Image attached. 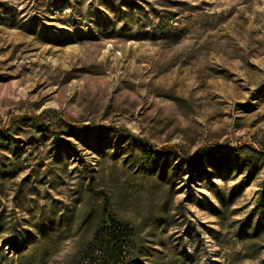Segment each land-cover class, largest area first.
Returning <instances> with one entry per match:
<instances>
[{
  "label": "rangeland",
  "instance_id": "1",
  "mask_svg": "<svg viewBox=\"0 0 264 264\" xmlns=\"http://www.w3.org/2000/svg\"><path fill=\"white\" fill-rule=\"evenodd\" d=\"M80 126L128 131L157 164L108 136L100 153ZM4 128L0 264H71L105 197L141 264L264 263V164L236 156L264 152V0H0ZM206 146L224 158L184 161ZM40 220L53 230L34 248Z\"/></svg>",
  "mask_w": 264,
  "mask_h": 264
},
{
  "label": "trees",
  "instance_id": "2",
  "mask_svg": "<svg viewBox=\"0 0 264 264\" xmlns=\"http://www.w3.org/2000/svg\"><path fill=\"white\" fill-rule=\"evenodd\" d=\"M37 118V117H35ZM79 131V132H78ZM78 136L91 148L99 149L100 153H104V145L102 143L103 137L108 136V143L110 148L111 143L113 146L121 144V148L126 149L128 156L133 159L139 158L141 162L149 164H157L155 151L148 145L142 143L138 137L128 131H114L109 129H100L96 127L80 126ZM12 139L11 132L4 128L0 130V144H9ZM55 142L63 143L74 151H77L75 143L68 139L58 136L57 133L53 134ZM94 146V147H93ZM138 150V152L136 151ZM111 150V149H109ZM249 150H252L249 152ZM115 153V149L112 151ZM166 151L162 149L159 154H165ZM236 156L243 155V164L248 168L249 172L252 171L259 160L264 164V152L254 150L252 148L244 149ZM184 161L190 166L196 168L197 165L203 162L217 160L220 161L224 158L221 149L212 146L198 147L192 154L183 155ZM151 167L150 165H148ZM197 170H190L189 178L193 180L198 177ZM264 206V172L261 188L255 199L253 211L261 214ZM35 231H30L29 235H24V243L32 240L34 248H39L45 238L53 230L51 222L40 220L35 224ZM4 223L0 222V231L2 232ZM16 232V228L12 229ZM36 232V233H35ZM38 234V235H37ZM32 236V237H31ZM139 234L136 228L125 220L116 217L109 206L107 197L103 201L99 210V217L95 223L94 229L87 239H85L78 250L79 256L71 264H141L139 255L143 253L142 245L138 242ZM3 243L8 245V249L15 252H20L24 245L18 242L16 234L11 238L3 240ZM5 253L3 247H0V261L4 260ZM82 258V259H81ZM84 260V261H82ZM84 262V263H82ZM260 264H264L262 261Z\"/></svg>",
  "mask_w": 264,
  "mask_h": 264
}]
</instances>
